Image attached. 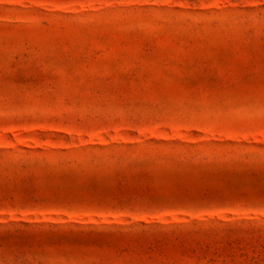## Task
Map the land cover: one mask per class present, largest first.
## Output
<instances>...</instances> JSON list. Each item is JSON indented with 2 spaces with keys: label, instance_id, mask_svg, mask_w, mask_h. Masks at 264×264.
Listing matches in <instances>:
<instances>
[{
  "label": "rangeland",
  "instance_id": "rangeland-1",
  "mask_svg": "<svg viewBox=\"0 0 264 264\" xmlns=\"http://www.w3.org/2000/svg\"><path fill=\"white\" fill-rule=\"evenodd\" d=\"M0 264H264V0H0Z\"/></svg>",
  "mask_w": 264,
  "mask_h": 264
}]
</instances>
